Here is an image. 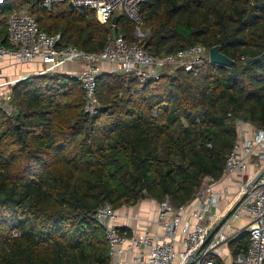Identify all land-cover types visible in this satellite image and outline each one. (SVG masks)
Segmentation results:
<instances>
[{"label": "trees", "instance_id": "trees-1", "mask_svg": "<svg viewBox=\"0 0 264 264\" xmlns=\"http://www.w3.org/2000/svg\"><path fill=\"white\" fill-rule=\"evenodd\" d=\"M6 5L28 9L40 29L62 35V47L100 53L119 35L138 42L125 16L101 25L92 10L69 4ZM6 11L0 6V39ZM142 16L148 54L220 45L234 65L206 61L147 83L102 74L93 117L83 111L80 82L67 74L14 85L15 110L0 108V264H111L99 208L151 199L180 209L206 177L222 179L238 121L264 129V0H149ZM247 247L246 233L230 244L233 256Z\"/></svg>", "mask_w": 264, "mask_h": 264}, {"label": "built area", "instance_id": "built-area-1", "mask_svg": "<svg viewBox=\"0 0 264 264\" xmlns=\"http://www.w3.org/2000/svg\"><path fill=\"white\" fill-rule=\"evenodd\" d=\"M10 1L0 0V6ZM36 1L47 10L61 4L90 9L101 25L108 24L118 11H122L140 29L144 25L142 9L149 0ZM61 42V34L51 35L40 29L35 17L27 10L11 12L7 20V36L0 39V64L38 63L42 70L32 76L67 74L76 78L84 91L83 111L90 117L100 113L98 78L108 73L103 64L113 67L111 73L131 74L139 82L147 83L181 69L192 72L209 61V51L201 45L155 57L148 54L139 42H129L121 35L110 39L100 53H88L75 46L62 47ZM71 65L72 68L68 69ZM27 78L21 77L6 85H16ZM10 93L5 94L9 99ZM0 108L4 109L1 104ZM4 110L12 114L15 109ZM245 125L247 127L243 128ZM237 132L238 138L222 177L241 175L239 190L231 199L215 190L218 181L206 177L199 193L186 206L176 209L169 200L160 203L155 221L162 227V233L135 232L133 235L128 231H119L114 225L116 209L104 205L98 209L95 218L106 229L111 255L122 253V247L127 243L129 250L148 252L147 264H188L191 258L192 264H264V129L238 121ZM255 159L254 170L248 174ZM261 171L263 173L253 184ZM246 174L249 176L245 179ZM237 201L230 216L221 224ZM239 221L241 224L236 227ZM219 224L209 242L194 256ZM242 233L248 236L247 250H240L237 256H233L230 244ZM13 236L17 237L19 233L13 232ZM228 258L230 262H227Z\"/></svg>", "mask_w": 264, "mask_h": 264}, {"label": "crops", "instance_id": "crops-1", "mask_svg": "<svg viewBox=\"0 0 264 264\" xmlns=\"http://www.w3.org/2000/svg\"><path fill=\"white\" fill-rule=\"evenodd\" d=\"M12 66L13 68L17 69V71L16 69L12 71L14 74L12 78H16L15 80L21 77L29 78L32 75L38 74L40 70H42V66L38 63L22 65L15 64ZM71 68L72 65L68 66V69ZM106 68L108 70L114 71L111 66H107ZM108 70L106 71L108 72ZM4 72L5 71L1 69V81L3 80L1 78L2 75H4V77L6 75ZM246 127L247 126L245 125L243 128ZM255 162L256 159L254 160V164L250 166L248 174L253 172ZM248 174H246L245 179L248 178ZM240 179L241 175L237 174L221 179L217 182L215 190L222 193L221 195H223L225 198H228L229 200L239 190L241 184ZM159 206V202L151 199H145L135 206L122 207L116 210L117 218L114 221V225L119 229V231H128L130 235H133L135 232L139 234H143L145 232L162 233V227L155 221L159 212ZM147 254L148 252L145 250H129L128 244L125 243L122 247V253L112 256L111 264H147Z\"/></svg>", "mask_w": 264, "mask_h": 264}, {"label": "rangeland", "instance_id": "rangeland-1", "mask_svg": "<svg viewBox=\"0 0 264 264\" xmlns=\"http://www.w3.org/2000/svg\"><path fill=\"white\" fill-rule=\"evenodd\" d=\"M1 8L3 9V10H7L6 12V15H5V19H7L8 20V15L11 13V12H14V11H16V8H11V7H9V5H3V6H1ZM22 9H24V10H28V9H26V8H22ZM118 17H120V16H125L124 15V13L122 12V11H118L117 12V14H116ZM126 17V16H125ZM138 32V34H139V37L136 39L139 43H142V42H144L145 40H147V39H149V37H150V32H149V29L147 28V26L144 24L142 27H140V29H135V31H134V33L135 32ZM134 33H133V36H134ZM107 66H110V65H107V64H103V67H105V69L106 70H108L106 67ZM111 68H113L112 66H111ZM1 69L2 70H4L5 72V77H4V75H2V81L0 80V104L3 106V108L5 109H9L10 107L11 108H13V109H15L14 108V106H13V103H12V101H10V99L12 100V97H11V93L9 94L10 95V99H9V97L8 96H5V94L7 93V92H12V87L14 86V85H11V86H7L6 85V83L7 82H14L15 81V79L14 78H12L13 77V73H12V71L13 70H15L16 68H13V66L11 65L10 66V64H0V71H1ZM16 71H17V69H16ZM112 72V70H108V73H111ZM1 74V73H0ZM6 77H8V78H6ZM241 224V222L239 221V222H237L236 223V227H238L239 225ZM231 261V259L230 258H228V261L227 262H230Z\"/></svg>", "mask_w": 264, "mask_h": 264}, {"label": "water", "instance_id": "water-1", "mask_svg": "<svg viewBox=\"0 0 264 264\" xmlns=\"http://www.w3.org/2000/svg\"><path fill=\"white\" fill-rule=\"evenodd\" d=\"M71 7H74L72 4H70ZM118 21V17H114L113 18V24H116ZM139 37L138 32L136 31L134 33V38ZM253 60H248L247 63L250 64ZM209 63L211 65H219V66H224L227 68H231L234 65V60L230 59L228 56H226L225 54L222 53L221 50V46L217 45L212 47L209 50ZM263 173V171H261L259 173V175L255 178V180L253 181V184L258 180V178L260 177V175ZM239 201V200H238ZM238 201L231 207V209L227 212V214L225 215L224 219L222 220L221 224L230 216L233 208L237 205ZM219 224L208 236V238L206 239V241L204 242V244L202 245V247L196 252V254L194 256H196L200 250L209 242V240L212 238V236L214 235V233L217 231V229L219 228V226L221 225ZM193 263V258L190 259L188 264H192Z\"/></svg>", "mask_w": 264, "mask_h": 264}]
</instances>
